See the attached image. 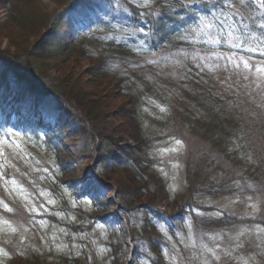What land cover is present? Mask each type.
I'll return each instance as SVG.
<instances>
[{"label":"rangeland","instance_id":"rangeland-1","mask_svg":"<svg viewBox=\"0 0 264 264\" xmlns=\"http://www.w3.org/2000/svg\"><path fill=\"white\" fill-rule=\"evenodd\" d=\"M68 1L24 0L25 3L18 4V7H23L19 9L21 12L24 8H28V13L26 11V14L21 13L24 16L21 21L22 27L19 26L20 23L15 22L16 17L10 24L6 21L0 24V56L11 60L13 65L14 63L20 67L28 65V69L32 68L40 73L46 83L57 87V89L51 87L50 91L64 102L77 104V100L74 99L76 95L86 97L88 103L94 101L99 108V115L103 118H101L102 122L98 121L95 124V129L109 128L111 131H107L108 137L114 136L117 147L130 149L131 155L139 157L138 152L134 153L135 150H132L135 145L132 137L137 134L132 129L135 123L127 117L122 118L120 113L128 112L127 101L120 96L113 80L106 78L109 76L102 72L101 64L95 59L86 57L80 48L73 51L68 45H64L57 58L44 54V58L40 57L39 50H42L40 42L48 28L45 26L43 33L42 31L36 33L35 25L39 23L40 18L52 19L53 14L61 9L60 6ZM122 1H128L139 7L145 3V0L108 2L102 15L104 27L101 31L114 38H127L132 35L130 28H123L120 23L123 16ZM184 1L149 0L150 9H154V12L166 9L169 4H182ZM6 2L7 0H0V9ZM37 9L45 12V15L38 13L41 15L36 16ZM80 18V16L72 17L71 23H75ZM67 21L68 19L60 28L64 33L72 29L70 24L63 27ZM7 23L12 27V32L9 30L10 27L3 28ZM83 23L82 21L79 25ZM109 61L110 65L120 72L124 71L126 66L136 67V62L133 61L122 63L113 59ZM244 62V57L235 60L234 65L239 64V69L236 70L233 65L231 74L226 73L228 77L219 79L212 85V88L218 92V98L213 95L211 100L213 104H223L224 109L231 110L233 105L228 102L229 97L236 99L243 96L245 101L234 109L248 117L247 122L250 123L243 125L246 132L236 131L234 127L228 129L222 136L224 139L218 140L216 145L212 143L211 138L215 135L209 127L197 131L190 130L185 135L192 141L191 147H184L182 143L176 145V139L168 130V108L163 104L170 99L168 93L161 91L154 101L145 98L141 102L139 118L147 137H151V143L146 148V155L142 154L140 161H145L148 166L151 165L163 179V183L156 175L151 178L147 175L143 179V182H147L150 192L153 191L151 201L145 204L156 207L155 210L165 211L166 217L178 218V222L175 223L169 220L159 223L156 227L160 235L158 236L159 233L153 235L167 264H244L245 261L247 264H264V231H261L264 230V226L258 225L260 215H264L261 212L264 209V184L258 178L251 184L250 180L243 178L257 165L261 171H264V84L260 88L255 84L254 79L250 81L251 72L243 67ZM259 63L260 66L263 65ZM10 69L22 76L19 70L11 67V64ZM149 73L155 76L154 79L150 77L152 80L149 82L154 84V90L157 92L156 86L160 91L165 86V82L172 91L177 92L173 85L181 84L179 80L183 79V76L175 71H171V74L159 73V76L153 72ZM29 75L27 76L34 79L31 74ZM245 76L248 78L245 79ZM130 78L134 82L137 81L133 75ZM110 80L111 83L108 82ZM135 83L139 85L138 82ZM130 88L135 92L132 86ZM65 89L76 95L71 93L69 100L63 93ZM89 90L93 91V95L100 97L91 100L93 96ZM51 101L60 103L61 100L51 98ZM256 102H261L262 105L254 106ZM172 103L177 104L178 109L182 106L180 101ZM185 105L189 111L200 106L212 108L207 101L203 104H195V107L192 103ZM59 108L61 109L60 106ZM43 111V122L46 127L48 123L53 122L57 107L50 106ZM116 125L119 130H122V127L128 132L124 131V135L121 131V134L116 135L114 131H119L115 130ZM91 132L95 137L96 133L92 128L84 135L65 134L66 139L63 140L62 145L68 155L62 160L65 164L71 163L74 170L72 175L87 177L98 163L106 165L107 159H100L95 149L91 150L95 143L90 137ZM123 137L129 140L124 141ZM241 139L245 140V144L240 142ZM16 145H19V148ZM110 150L112 151L108 148L106 151ZM116 151L115 148L113 152ZM217 152H221L224 157L222 167L227 172L223 173L216 169V164L210 165L215 159H208L203 166L208 179L214 181L206 184L216 187L214 189L216 192L219 191V186L223 187L222 194L215 196L202 190L200 194H194L189 198L187 193L191 192H187L185 164L191 163L197 168V164L198 166L203 164L200 159L202 154L215 155ZM0 153H2L0 201L13 208L12 213H7L0 204V264L6 263L9 250L11 253L29 255L27 260L29 264H65L66 258L69 259L68 261L79 259L78 264H114L117 259H119L118 264H153L152 261L158 257L148 239L141 237L139 233L145 219L156 225L154 214L151 211H142L141 208L128 214L123 213L117 207L118 200L112 194L111 182L108 181L110 189H100L106 193V196L99 197L100 200L107 202L106 214L111 221L104 228H97L94 224L90 225L88 219L95 210L99 211L98 204L95 205L91 199L81 196L82 189L73 192L61 186L59 182L61 176L52 158V148L44 138H38L31 132L1 131ZM20 188H23V193L19 191ZM132 195L134 196L133 191ZM148 198L150 197L147 195L145 200ZM49 199L54 200L55 203H47ZM189 203L198 205V208L195 207L191 211V207H187ZM41 205L44 207L42 208ZM33 207L36 209L35 213L32 211ZM185 209L189 211L187 215L179 216L185 213ZM99 213L103 215V211ZM223 216H228L229 220L238 223L221 228L207 226L215 220H221ZM5 220L10 222L11 227L3 223ZM132 227H136V231L130 234ZM134 234L135 238H133ZM237 244L242 247H237ZM209 249L214 251L219 259H215Z\"/></svg>","mask_w":264,"mask_h":264},{"label":"trees","instance_id":"trees-1","mask_svg":"<svg viewBox=\"0 0 264 264\" xmlns=\"http://www.w3.org/2000/svg\"><path fill=\"white\" fill-rule=\"evenodd\" d=\"M11 1V2H10ZM7 3L9 5V11H10V15H9V18L7 20V22H9V24L15 19L16 17V23L19 24V26L21 25L22 27V20L24 19V16L21 14V13H25L26 12L28 13V8H24V11L21 12L19 9H23V7H18L17 5L18 4H21V3H25L24 0H7ZM78 3H83V1H78ZM26 5V4H25ZM39 9V8H38ZM38 9L36 10L37 11V14L36 16H39L41 14H38V13H42V15H45V12L43 11H38ZM26 11V12H25ZM23 13V14H24ZM10 19V21H9ZM42 20V22H41ZM39 23L37 25H35V30H37L36 33L41 32L45 26H48L49 22H50V19H46V20H43V18H40L39 20ZM14 22V21H13ZM9 24L7 23L3 28H8L10 27V31L12 30V27L9 26ZM34 26H31V28H33ZM18 28V27H16ZM19 30H23V28H18ZM12 32V31H11ZM44 31H42L43 33ZM36 35V34H35ZM31 38V37H30ZM25 49V48H24ZM73 51H76L77 48H73L72 49ZM26 51V49H25ZM83 51V50H82ZM84 52V51H83ZM47 53V54H46ZM39 54H40V57L44 58L45 56L44 55H47V56H50V57H53V58H57L58 56L55 55L54 52H49V51H46L43 50H39ZM44 54V55H43ZM49 57V58H50ZM87 57V56H86ZM0 63L2 65H4L7 69H9L11 72H13V76H15L16 78L18 77L21 82L18 84V88L17 90L20 92V93H24V92H27L29 94H31L32 96H34L36 99L38 100H41L43 101V97L40 96L42 94H45L47 92H51L50 90H52V88L54 89H57L56 86H52L48 83H46V80L45 78L38 72H35L34 69L30 68L28 69V65L26 67H20L18 64L14 65L12 64L11 60L9 59H6L4 56H0ZM40 63H43L40 61ZM10 64H11V67H14L16 68L17 70H19V72H21V75H18L15 71H12L10 69ZM37 67H39V65H37ZM25 74H23V73ZM29 74H31L33 76V78L35 79H32L28 76H30ZM28 75V76H27ZM69 75H71L69 73ZM108 78V77H106ZM108 82H112L111 80L108 81ZM115 84L116 82L113 81ZM117 88H118V84H116ZM52 87V88H51ZM51 88V89H50ZM63 90V89H62ZM119 90V89H118ZM91 91L92 93V96L93 98H91V100H96L97 98H99L100 96L99 95H93V91L92 90H89ZM51 93H54V92H51ZM63 93L66 95V97H68V99L70 100V95L72 92H68V90H64ZM74 96L76 94L72 93ZM120 96L124 97L127 101V105H131V102L130 100L124 96L123 94L124 93H120ZM128 96V95H127ZM81 98H83L84 100H81ZM192 99V101L195 99L193 97H190ZM74 99L77 100V104L73 102V104L71 102H68L67 103V107L69 108V110L72 111V106H74L77 111H79L81 113V119H82V124L85 125V123L87 125H90V127H92V129L95 131L96 133V136L93 137V135H95L93 132L90 133V137L93 138V140H96V139H99L101 141V146H112L115 142H114V136L113 137H108V134L107 131L110 130L109 128H97V130L95 129V124L100 121L102 122V116H100L99 114V108L96 107L94 101H92V103H88V99L86 97H78L77 95L74 97ZM196 100H194L195 102ZM86 104V105H85ZM94 104V105H93ZM132 106H134V103L132 102ZM102 110V109H101ZM105 110V109H103ZM99 111V112H98ZM69 112V116L74 120H77V115L75 113H72L70 111ZM121 117L122 118H126L127 119H132L133 120V117L131 114L134 115L135 113V110L132 108V112L128 110L127 111H121ZM131 113V114H130ZM111 116V115H109ZM117 116H120V115H117ZM102 118V119H101ZM216 120V119H215ZM134 121V120H133ZM226 123V122H224ZM136 125L134 124V127H132V129H134L135 132H137L136 136L135 137H132V139L134 141H136V144L138 146H143V142H142V139L139 135V130L138 129H135ZM119 130V127H117L116 125V128L115 130ZM122 130H119V131H114L116 135L118 134H121V131H123V134L125 132H128V130H124L122 127H121ZM111 131V130H110ZM125 131V132H124ZM125 135V134H124ZM124 141H127L128 138H124ZM218 139H215V143L217 142ZM116 144V143H115ZM98 149L100 148V145L98 144ZM109 148V147H108ZM117 160L111 164V166H107L104 168V176L107 178V180L109 181H112L114 183V186L118 187V196L121 200V202L126 205V207H133L134 205H136L137 202H139L144 196L148 195V201L150 202L151 201V193L150 192V189H149V186L147 184V182H143V179H144V174L146 173L145 171H142V174L135 172V169L138 170L136 168V166L134 165V163L132 162L130 164V169H127L125 167H119L120 162L118 161V166H115ZM137 164V163H136ZM139 168H141V164L138 165ZM188 172H189V175H192L191 174V168L189 167L188 169ZM199 173H197L196 175V178L199 180L200 178V183H201V178H202V173H200V170L198 169ZM142 176V178H141ZM152 175H150L149 177L151 178ZM198 184V181L193 177V183L192 185L193 186H196ZM132 191L134 192V196L132 195ZM136 198V199H135ZM28 261L24 260L22 257L18 256L15 258L13 264H29L27 263ZM74 264H78L77 262H75Z\"/></svg>","mask_w":264,"mask_h":264},{"label":"snow or ice","instance_id":"snow-or-ice-1","mask_svg":"<svg viewBox=\"0 0 264 264\" xmlns=\"http://www.w3.org/2000/svg\"><path fill=\"white\" fill-rule=\"evenodd\" d=\"M108 2L110 3L111 0H108ZM211 3L212 8H210L207 12V15L211 17V20H206L203 16L197 17L196 19L199 22L196 24L195 28L187 29L189 34L198 32L203 36H207L209 33L206 30L211 29L215 25H218L220 31L225 33L227 40L231 41V48L242 49L244 42L252 36L253 32H256L258 30L264 32V12L253 13L249 11L252 7L253 0H211ZM184 6L193 7V5ZM140 7L150 8L151 4L149 0H145V3L141 4ZM257 7L264 8V0H258ZM145 15H151V12L145 13ZM105 17H107V13H105ZM139 32L141 34V39L139 41L141 47H145L147 45V42L153 38V35H155L152 29L145 30L144 27H141L139 29ZM207 42L208 41L206 40L205 43ZM212 42L220 43V40L214 39ZM197 55L201 60H223L227 63H232L233 60V57L231 55L225 56L221 53L214 52H205V54L202 56H200L199 54ZM261 55L264 56V53H261ZM150 63H152V61H150ZM261 63L264 64V61H262ZM234 67L239 69L240 65L235 64ZM243 67L249 72H252L254 69V72L256 74L264 75V66H252L249 64V62L246 61L244 62ZM247 78L248 77L245 76V79ZM161 111H164V109H161ZM45 135H47V133H45ZM175 143L176 145H181V141L179 139H177ZM16 147L19 148V145H16ZM173 151H176V149H173ZM0 155H2V153H0ZM45 171H47V169H45ZM249 187H251V185H249ZM19 191L21 193L24 192L23 188H20ZM40 195H43V193H40ZM91 195L93 200H97L100 196H106V193L101 191L98 194ZM249 199H251V197H249ZM47 203L53 204L55 203V201L49 199ZM0 204L3 205V209L5 212H13V208L9 207L8 204L3 203V201H0ZM41 207L43 208L44 205H41ZM32 211L34 213L36 212L35 207L32 208ZM3 223L11 227V224L8 220L3 221ZM96 227L104 228L105 225L103 223H97ZM13 231H15V229H13ZM237 247H242V245L237 244ZM208 251L215 259H219L214 251H212L211 249H209ZM244 264H247V261H245Z\"/></svg>","mask_w":264,"mask_h":264}]
</instances>
